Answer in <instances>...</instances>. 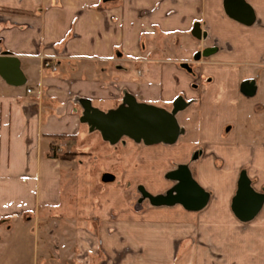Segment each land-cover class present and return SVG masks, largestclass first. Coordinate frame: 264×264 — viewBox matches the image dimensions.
Here are the masks:
<instances>
[{
    "label": "crops",
    "instance_id": "obj_1",
    "mask_svg": "<svg viewBox=\"0 0 264 264\" xmlns=\"http://www.w3.org/2000/svg\"><path fill=\"white\" fill-rule=\"evenodd\" d=\"M224 1L0 0V55L18 57L26 77V84L15 86L0 76V219L16 221L11 233L31 227L34 236L57 229L62 244L51 251H79L76 264H111V259L92 261L90 254L97 250L94 242L65 248L62 230L69 228L65 221H77L70 233L77 237L88 235V223L82 228V218L67 215L62 178L67 164L51 156L55 140L49 136H78L87 100L109 111L114 104L121 105L126 94L168 110L182 99L177 119L182 135H188L192 163L201 156L204 160L196 170L184 162L171 171L187 165L210 193L207 206L199 212L231 220V226L216 224L215 260L207 250L198 253L200 260L203 264L209 260L210 264H264V203L250 221H241L232 211L242 173L256 192L264 194V0H245L255 13L251 25L229 17ZM198 24L207 37L193 34ZM162 34L192 35L194 44H203L193 59L211 62L194 71L186 59L177 60L184 55L183 45L158 44ZM225 45L230 48L224 50ZM214 48L210 55L203 54ZM173 49L174 57L165 54ZM45 60L56 71L45 68ZM191 110L196 120L187 118L186 126L182 125L179 114ZM217 160L221 170L216 168ZM115 179L111 172L102 176L105 183ZM87 185L89 181L79 182L77 192ZM51 209H61L62 215L50 217ZM108 214L103 218L110 219ZM116 214L102 229L104 253L117 248L113 247L114 237L119 236L116 229H128L127 219L119 216L117 222ZM39 221L41 229L36 227ZM205 226L208 229V223ZM225 236L231 237L230 263L224 260ZM38 245L35 257L29 247V263H71L56 254L47 256L48 247ZM8 247L19 252L14 245ZM170 253L169 249L167 257ZM155 254L153 259L160 261V254ZM166 262L172 264L175 258L170 256Z\"/></svg>",
    "mask_w": 264,
    "mask_h": 264
},
{
    "label": "rangeland",
    "instance_id": "obj_2",
    "mask_svg": "<svg viewBox=\"0 0 264 264\" xmlns=\"http://www.w3.org/2000/svg\"><path fill=\"white\" fill-rule=\"evenodd\" d=\"M191 39H194L192 35L173 37L162 34L159 35L157 41L161 45H166L167 42L174 43L181 48L185 47L184 50L182 49L183 57L177 60L185 61L186 59L185 62H188L195 71L211 61L197 62L193 59V53L202 49L203 44L199 41L198 44H194ZM223 47L224 50L229 49L230 45ZM175 53V49H173L165 54L174 57ZM119 105L114 104L113 107L117 108ZM168 108L172 109L173 106L169 105ZM196 116V112L191 110L188 113H180L179 120L182 125L186 126V119L196 120ZM76 137L68 139L66 142L55 140L51 145V156L59 158L67 164L62 176L68 203L65 206L67 215L69 218L74 214V218L76 216L79 219L82 218L79 222L80 227L88 223V227L85 229L86 232L88 231V235L77 237L70 234L76 230L77 221H65L64 226H69L62 230L65 234L63 235L65 248L71 244L75 247L79 243L93 244L94 242L97 250L90 254V258L97 263L111 259V264H166V258L173 256L175 262L172 264H203L198 253L205 250L209 252L211 259L215 260L213 257H216L219 248H216L217 237L214 235V229L219 223L231 226V220H217L209 214L188 211L181 205L156 206L140 191V187L143 186L153 195L166 194L176 183L167 178L171 170L184 162L193 165L195 170L198 169L204 159L201 156L198 163H192L191 149L187 148L188 135H181L175 144L148 146L144 143L136 144L127 137L117 144H111L102 138L99 131H90L89 126L84 124L82 132ZM57 143L58 145H56ZM72 149L76 152H71ZM216 168L221 170L220 160H217ZM105 172L115 174V181L103 182L102 176ZM83 181H89L90 186L87 185L78 193L77 185ZM59 211L62 212L61 209H51L50 217L56 218L62 215ZM108 212L111 213V216L117 213V222H119V216H123L128 222L127 232L116 229L115 232L119 236L114 237L116 241L113 247L117 248H113L111 254L103 251L102 229L106 220H113L111 216H109L110 219L103 218ZM24 220H22V225L26 223ZM15 223L14 219L7 221L0 219V264H39L35 260L32 263L27 260L30 254L27 251L30 246L34 248V251L31 252L33 257L37 256L38 244L48 247L47 256L56 254L55 256H62L66 261L70 260V264H76L75 258L81 254L79 251L74 250L73 253H70L69 250L62 253L51 251L53 248H59V245L62 244L57 229L54 228L55 230L50 231L49 227H46L49 229L48 234L33 236L29 232L31 227H25L21 230L18 228L13 234L9 229L11 226L16 229ZM205 223H208V229H206ZM41 225L39 221L35 226L41 229ZM230 238V236L223 237L226 263L231 261L230 246L227 248L230 245ZM9 245H14L19 252L8 251ZM120 245L122 249H120ZM169 249L171 253L167 257ZM158 253L161 256L160 261L153 259L152 256L153 254L158 255ZM13 255L20 256L14 258ZM190 255H194V258H191ZM155 258L157 257L155 256ZM65 264L69 263L65 262ZM207 264H210V260Z\"/></svg>",
    "mask_w": 264,
    "mask_h": 264
},
{
    "label": "water",
    "instance_id": "obj_3",
    "mask_svg": "<svg viewBox=\"0 0 264 264\" xmlns=\"http://www.w3.org/2000/svg\"><path fill=\"white\" fill-rule=\"evenodd\" d=\"M227 15L241 23L251 25L255 21V13L245 0H225ZM193 34L201 38L207 37L199 24ZM217 49H207L204 55H210ZM199 53L196 58H199ZM0 76L11 85L26 84V77L21 68L20 59L11 53L0 55ZM184 103L179 99L172 110L153 104L140 102L133 95L126 94L123 103L117 108L103 111L94 107L90 101L83 102L84 112L80 121L89 126L90 131H99L102 138L111 144H117L124 137L148 146L157 144H175L184 133L177 119V114ZM113 179L112 176L108 178ZM167 178L176 182L167 194L153 195L142 186L140 191L153 205H181L188 211L203 210L209 200L210 193L193 177L189 167L182 165L168 173ZM264 194L256 192L250 184L246 173L239 179L238 190L232 201V211L241 221L252 220L261 210Z\"/></svg>",
    "mask_w": 264,
    "mask_h": 264
},
{
    "label": "trees",
    "instance_id": "obj_4",
    "mask_svg": "<svg viewBox=\"0 0 264 264\" xmlns=\"http://www.w3.org/2000/svg\"><path fill=\"white\" fill-rule=\"evenodd\" d=\"M49 137L52 138L53 140H57V141H61V142H66L68 139L77 138L76 135L70 136V135H65V134L50 135Z\"/></svg>",
    "mask_w": 264,
    "mask_h": 264
},
{
    "label": "built area",
    "instance_id": "obj_5",
    "mask_svg": "<svg viewBox=\"0 0 264 264\" xmlns=\"http://www.w3.org/2000/svg\"><path fill=\"white\" fill-rule=\"evenodd\" d=\"M44 67H45V68H50V69H52L53 71H56V67H55V66L53 65V63H52L51 61H49V60H45V61H44ZM28 92L31 93L32 90H31V89H28Z\"/></svg>",
    "mask_w": 264,
    "mask_h": 264
}]
</instances>
